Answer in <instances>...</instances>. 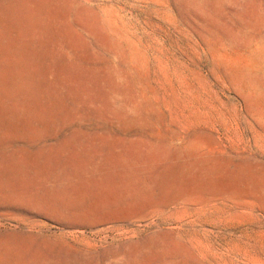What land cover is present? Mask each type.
Segmentation results:
<instances>
[{"label": "rangeland", "instance_id": "obj_1", "mask_svg": "<svg viewBox=\"0 0 264 264\" xmlns=\"http://www.w3.org/2000/svg\"><path fill=\"white\" fill-rule=\"evenodd\" d=\"M0 264H264V0H0Z\"/></svg>", "mask_w": 264, "mask_h": 264}]
</instances>
